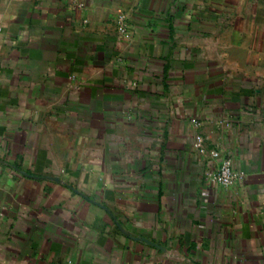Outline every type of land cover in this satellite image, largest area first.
Wrapping results in <instances>:
<instances>
[{
	"label": "crops",
	"instance_id": "0c3cea01",
	"mask_svg": "<svg viewBox=\"0 0 264 264\" xmlns=\"http://www.w3.org/2000/svg\"><path fill=\"white\" fill-rule=\"evenodd\" d=\"M0 264H264V0H0Z\"/></svg>",
	"mask_w": 264,
	"mask_h": 264
},
{
	"label": "built area",
	"instance_id": "2783aa9c",
	"mask_svg": "<svg viewBox=\"0 0 264 264\" xmlns=\"http://www.w3.org/2000/svg\"><path fill=\"white\" fill-rule=\"evenodd\" d=\"M201 143V137H196V145H200ZM199 149L203 151L201 147ZM210 155L213 158H219V152L217 150L211 151ZM242 175V171L234 168L232 158L230 156H223L220 158L216 170L210 174V179L217 185L230 186L242 178ZM204 192L206 193L208 190L205 189Z\"/></svg>",
	"mask_w": 264,
	"mask_h": 264
}]
</instances>
